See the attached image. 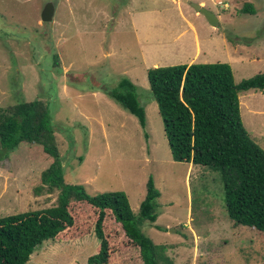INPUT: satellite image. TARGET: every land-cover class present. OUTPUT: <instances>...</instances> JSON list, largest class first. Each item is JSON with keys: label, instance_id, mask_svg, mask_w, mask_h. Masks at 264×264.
<instances>
[{"label": "rangeland", "instance_id": "374dc122", "mask_svg": "<svg viewBox=\"0 0 264 264\" xmlns=\"http://www.w3.org/2000/svg\"><path fill=\"white\" fill-rule=\"evenodd\" d=\"M47 2L54 16L42 23ZM192 3L213 12L216 27ZM246 4L255 14L242 13ZM193 32L201 40L211 33L214 44L197 54ZM191 61L226 63L235 83L262 73L264 0H0V108L46 104L64 182L89 195L124 192L137 216L151 177L160 194L157 220L142 221L140 230L166 245L174 264H264V233L228 218L219 172L172 160L146 70ZM122 78L136 86L145 129L103 92ZM239 108L249 137L264 150V90L241 92ZM6 153L0 146V217L53 206L56 192L37 191L50 164L42 152L22 145ZM82 210L72 205L75 225L44 241L27 264H86L99 243ZM104 233L107 264H141L111 217Z\"/></svg>", "mask_w": 264, "mask_h": 264}, {"label": "trees", "instance_id": "16d2710c", "mask_svg": "<svg viewBox=\"0 0 264 264\" xmlns=\"http://www.w3.org/2000/svg\"><path fill=\"white\" fill-rule=\"evenodd\" d=\"M241 11L255 14L250 4ZM52 57L56 67L57 54ZM146 78L172 160L219 172L228 218L264 233V150L249 137L239 108L241 92L264 90V71L235 83L226 63H192L151 67ZM103 92L145 129V110L129 79L122 78L116 87L104 88ZM54 132L49 109L39 99L0 108L2 149L8 153L22 145L39 149L50 164L41 173L37 191L57 193L51 207L0 217V264H27L44 241H53L73 227L70 208L74 204L80 205L81 215L92 221L99 243L86 264L108 263L111 250L104 233L108 217L119 226L123 238L138 248L142 264H174L165 254L166 247L154 244L140 230L142 221L154 224L157 220L160 194L152 178L146 183L137 216L124 192L89 195L83 186L64 182Z\"/></svg>", "mask_w": 264, "mask_h": 264}, {"label": "water", "instance_id": "95a60500", "mask_svg": "<svg viewBox=\"0 0 264 264\" xmlns=\"http://www.w3.org/2000/svg\"><path fill=\"white\" fill-rule=\"evenodd\" d=\"M191 6L194 8V10L197 13L202 14L204 16V18L206 19V21L209 23L210 26L216 27L218 23V18L213 12L201 7L199 4L192 3ZM53 16H54V5L52 2H47L41 11L40 19L42 23H50L52 22Z\"/></svg>", "mask_w": 264, "mask_h": 264}, {"label": "crops", "instance_id": "0c3cea01", "mask_svg": "<svg viewBox=\"0 0 264 264\" xmlns=\"http://www.w3.org/2000/svg\"><path fill=\"white\" fill-rule=\"evenodd\" d=\"M200 3V2H199ZM46 4V3H45ZM44 7V6H43ZM41 14V13H40ZM195 14H199V13H197V12H195ZM205 36V35H204ZM213 36H212V34L211 33H208L206 36H205V40H201L200 38H199V34L198 33H196V32H193V44H194V50L197 52V54H198V52L200 51V47L202 46V45H213L214 44V42H213ZM223 42H225V40H223ZM189 64H192V61L189 63ZM153 67H158L157 65H154ZM162 246H165L166 247V245H162ZM141 264H142V262H141Z\"/></svg>", "mask_w": 264, "mask_h": 264}]
</instances>
